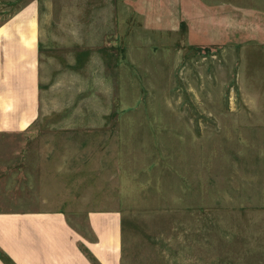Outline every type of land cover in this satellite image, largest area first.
<instances>
[{
	"label": "rangeland",
	"instance_id": "374dc122",
	"mask_svg": "<svg viewBox=\"0 0 264 264\" xmlns=\"http://www.w3.org/2000/svg\"><path fill=\"white\" fill-rule=\"evenodd\" d=\"M38 1L43 125L0 134V209L48 185L119 207L123 264H264V0Z\"/></svg>",
	"mask_w": 264,
	"mask_h": 264
},
{
	"label": "crops",
	"instance_id": "0c3cea01",
	"mask_svg": "<svg viewBox=\"0 0 264 264\" xmlns=\"http://www.w3.org/2000/svg\"><path fill=\"white\" fill-rule=\"evenodd\" d=\"M42 43L39 1L0 0V134H18L43 125ZM22 150L13 148V155L19 156ZM41 160L40 165L26 163V194L34 192L36 177L47 181V154L42 153ZM61 166L55 170L59 177L68 173ZM11 176L20 178L21 171ZM70 176L80 182L84 177L73 168ZM42 193L36 203L28 202L26 196L25 205H16L17 197L11 196L13 205L0 209V250L12 264H123L119 207L92 208L78 222L65 210L61 188L50 192L44 185ZM0 264H6L2 258Z\"/></svg>",
	"mask_w": 264,
	"mask_h": 264
},
{
	"label": "trees",
	"instance_id": "16d2710c",
	"mask_svg": "<svg viewBox=\"0 0 264 264\" xmlns=\"http://www.w3.org/2000/svg\"><path fill=\"white\" fill-rule=\"evenodd\" d=\"M0 258H2L6 264H12L11 261L7 257H5V254L1 252V250H0Z\"/></svg>",
	"mask_w": 264,
	"mask_h": 264
}]
</instances>
